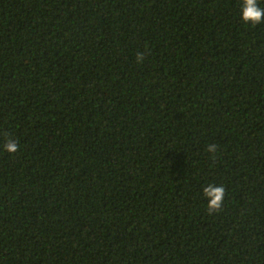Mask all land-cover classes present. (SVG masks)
Returning a JSON list of instances; mask_svg holds the SVG:
<instances>
[{"label":"trees","instance_id":"1","mask_svg":"<svg viewBox=\"0 0 264 264\" xmlns=\"http://www.w3.org/2000/svg\"><path fill=\"white\" fill-rule=\"evenodd\" d=\"M239 8L0 0V264H264V24Z\"/></svg>","mask_w":264,"mask_h":264},{"label":"clouds","instance_id":"2","mask_svg":"<svg viewBox=\"0 0 264 264\" xmlns=\"http://www.w3.org/2000/svg\"><path fill=\"white\" fill-rule=\"evenodd\" d=\"M261 0H240V21L246 26L255 27L264 24V7L260 6ZM145 59L144 53L136 56V62L142 63ZM19 144L14 136L5 134V140L0 145V153L13 155L18 152ZM217 146L208 144L206 152L215 154ZM225 189L221 185L207 183L202 186V197L206 201V207L209 213L218 212L224 203Z\"/></svg>","mask_w":264,"mask_h":264}]
</instances>
